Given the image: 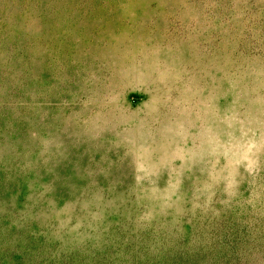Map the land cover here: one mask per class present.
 Returning <instances> with one entry per match:
<instances>
[{
  "label": "rangeland",
  "instance_id": "obj_1",
  "mask_svg": "<svg viewBox=\"0 0 264 264\" xmlns=\"http://www.w3.org/2000/svg\"><path fill=\"white\" fill-rule=\"evenodd\" d=\"M0 264H264V0H0Z\"/></svg>",
  "mask_w": 264,
  "mask_h": 264
}]
</instances>
